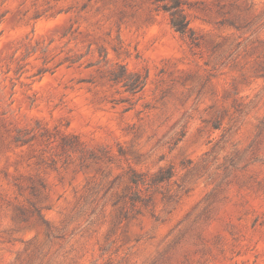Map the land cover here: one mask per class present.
<instances>
[{"label": "rangeland", "instance_id": "374dc122", "mask_svg": "<svg viewBox=\"0 0 264 264\" xmlns=\"http://www.w3.org/2000/svg\"><path fill=\"white\" fill-rule=\"evenodd\" d=\"M0 264H264V0H0Z\"/></svg>", "mask_w": 264, "mask_h": 264}, {"label": "trees", "instance_id": "16d2710c", "mask_svg": "<svg viewBox=\"0 0 264 264\" xmlns=\"http://www.w3.org/2000/svg\"><path fill=\"white\" fill-rule=\"evenodd\" d=\"M179 4L165 7L164 10L170 14L171 25L181 35H186L190 30L188 22L181 10L178 9ZM146 76L139 73H130L124 66H120L118 70L111 72V80L115 83H122L126 92L135 95L142 91L145 86ZM172 177V170H168L166 176L159 172L153 177L155 184L163 183ZM136 179V180H135ZM134 183H145V177L142 174H134Z\"/></svg>", "mask_w": 264, "mask_h": 264}]
</instances>
